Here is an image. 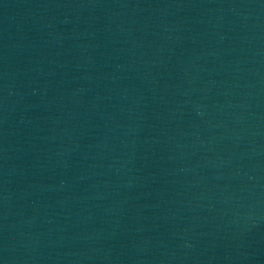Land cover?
Returning <instances> with one entry per match:
<instances>
[{
    "label": "water",
    "instance_id": "1",
    "mask_svg": "<svg viewBox=\"0 0 264 264\" xmlns=\"http://www.w3.org/2000/svg\"><path fill=\"white\" fill-rule=\"evenodd\" d=\"M0 264H264V0H0Z\"/></svg>",
    "mask_w": 264,
    "mask_h": 264
}]
</instances>
